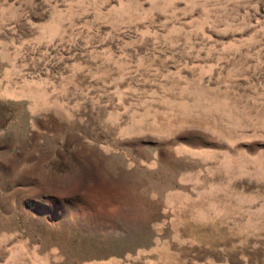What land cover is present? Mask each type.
Masks as SVG:
<instances>
[{
	"label": "rangeland",
	"instance_id": "rangeland-1",
	"mask_svg": "<svg viewBox=\"0 0 264 264\" xmlns=\"http://www.w3.org/2000/svg\"><path fill=\"white\" fill-rule=\"evenodd\" d=\"M0 264H264V0H0Z\"/></svg>",
	"mask_w": 264,
	"mask_h": 264
}]
</instances>
